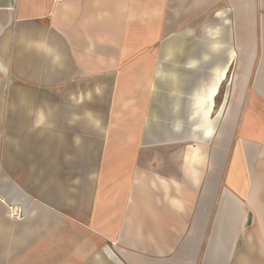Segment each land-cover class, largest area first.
Masks as SVG:
<instances>
[{"label":"crops","instance_id":"1","mask_svg":"<svg viewBox=\"0 0 264 264\" xmlns=\"http://www.w3.org/2000/svg\"><path fill=\"white\" fill-rule=\"evenodd\" d=\"M260 10L0 0V264H264ZM177 45L186 74L156 76Z\"/></svg>","mask_w":264,"mask_h":264},{"label":"rangeland","instance_id":"2","mask_svg":"<svg viewBox=\"0 0 264 264\" xmlns=\"http://www.w3.org/2000/svg\"><path fill=\"white\" fill-rule=\"evenodd\" d=\"M263 17H264V10L258 11L257 15H255V17H254L255 18L254 23H253L254 26H253V28L250 27V34L254 35V37H256L258 40H260L262 35H263V24H262V20H261ZM181 45H177V47H175L176 48V50H175L176 51V56H174V57L171 56L169 59H168V56H167V53H166L167 52V48H164V47L162 48V52L164 54L161 55V59H162L161 61H163L160 64L161 72H160V74H157L156 76H159V75H175V72H176V74H186V73L183 72L184 71V67H185V63H186V58H185L183 46H181ZM262 45H263V43L261 41H259L258 55H257L256 60L254 61V64L252 65V70L259 69L258 66L260 64V61L263 60V56H262L263 55V53H262L263 48H262ZM186 49H187V51H189V50L190 51H196V50L199 49V47L198 46H190V47H187ZM134 53H135V51L133 50L132 54H134ZM129 60L133 61V62L136 61L134 57L130 58ZM244 60L245 59L243 57L241 58V60H239L240 61L239 65H241L240 66L241 70L245 66V61ZM174 61H175V63H174ZM214 63H215V61H214ZM211 66L212 65H210V67ZM134 68H135V66H134ZM130 71H131V68H130ZM191 73H197V72H191ZM191 73H189V74H191ZM133 75L135 76L136 74L134 73ZM115 81H116V79H115ZM116 104H120L121 105V102L119 100H116ZM132 104H135V103L132 102ZM148 115H153V114L150 113ZM154 116L155 115H153V117ZM234 126H235L234 124H229V127H228L229 140L232 138L231 136H232V134L234 132ZM196 127H198V126H196ZM196 127H192V128H189V129L188 128H184V127H180V128H176L175 130H178V131L180 130V134L182 133V134H186V135H189L190 137H192L193 134H195V133L197 134L199 132ZM167 130L165 129V132H163L162 129H158V128L155 127V128H152V129L149 130V134H150V136H153V137L161 136L163 134L165 136H168V135L178 136V133L174 134L173 129L171 128V126L169 128H167ZM182 136H184V135H182ZM185 137H187V136H185ZM197 138H199V135H197ZM200 145H201L200 142H197V146H200ZM251 238H252L251 239V241H252L251 247H253L252 248V259L254 261H256V262H258V260H260V259L264 260V233L263 234H259V235H251ZM262 242H263V247H262ZM232 261L233 260L229 261V263H231Z\"/></svg>","mask_w":264,"mask_h":264},{"label":"built area","instance_id":"3","mask_svg":"<svg viewBox=\"0 0 264 264\" xmlns=\"http://www.w3.org/2000/svg\"><path fill=\"white\" fill-rule=\"evenodd\" d=\"M7 216L15 221H20L25 217V213L22 209L17 207H10L7 213Z\"/></svg>","mask_w":264,"mask_h":264},{"label":"bare ground","instance_id":"4","mask_svg":"<svg viewBox=\"0 0 264 264\" xmlns=\"http://www.w3.org/2000/svg\"><path fill=\"white\" fill-rule=\"evenodd\" d=\"M217 94H218V92H217ZM209 117V116H208ZM202 125V124H201ZM201 127V126H200ZM213 127V126H212ZM205 130V129H204ZM212 132V131H211Z\"/></svg>","mask_w":264,"mask_h":264}]
</instances>
